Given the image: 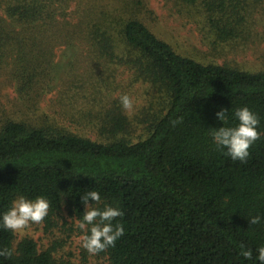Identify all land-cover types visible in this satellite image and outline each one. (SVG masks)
Masks as SVG:
<instances>
[{
  "label": "trees",
  "instance_id": "obj_1",
  "mask_svg": "<svg viewBox=\"0 0 264 264\" xmlns=\"http://www.w3.org/2000/svg\"><path fill=\"white\" fill-rule=\"evenodd\" d=\"M66 1L1 0L6 17H0V61L13 53L8 75L17 82L19 98L54 88V50L68 45L88 48L98 66L108 61L127 66L134 81L148 85L150 99L134 119L116 102L106 106L98 87L95 104L70 100L81 116L97 113L91 124L98 139L49 116L38 123L0 117V212L21 195L43 196L50 205L48 222L63 213L80 220V197L95 190L102 198L98 207L116 206L124 213L114 220L123 224L124 235L96 254L105 264H259L264 222L249 225L247 217L264 216V71L179 53L132 4L115 17L103 12L99 21L86 12L80 27L58 29L56 11ZM179 2L203 17L211 35L222 41L246 33L247 0ZM79 80L68 79L62 93L74 96ZM242 106L258 115L261 133L246 163L217 149L210 134L222 126L216 116L221 108L231 114ZM70 108L64 111L72 117ZM241 243L252 249L251 260L240 255ZM0 248L13 249L0 264H57L54 247L41 250L30 237L17 241L9 230L0 229Z\"/></svg>",
  "mask_w": 264,
  "mask_h": 264
},
{
  "label": "rangeland",
  "instance_id": "obj_2",
  "mask_svg": "<svg viewBox=\"0 0 264 264\" xmlns=\"http://www.w3.org/2000/svg\"><path fill=\"white\" fill-rule=\"evenodd\" d=\"M138 1L67 0L66 5L56 11L55 27L61 29L59 27L63 24L68 25L69 28L80 27L79 23L83 16L86 12L87 16L90 15V11L95 13L94 18L97 20V16L100 17L103 12L108 11L115 17L123 12L126 13L124 10L130 8L127 4H132L136 12L140 10L139 17L143 22L179 53L204 63L232 65L252 72L264 71V0H247L250 16L244 25L247 29L246 33L227 41L212 36L203 17L190 12L188 5L180 3L179 0H141L142 5L136 6ZM0 3H2L0 17H6L4 11L6 3L1 0ZM87 28L82 29L87 30ZM83 30L79 32L85 33ZM81 50L86 51L68 45L56 47L52 62V67L55 66L53 75L57 77L56 87L54 86L50 92L30 95L25 99L19 98L17 82L8 75L14 67L13 53L1 60L0 117L3 118L2 120L30 118L38 123L45 116H49L53 122L57 121L73 131L98 139L99 132L94 130L91 124L97 121V113L84 117L68 105L70 100L76 101V99L93 100L95 104L97 101L92 94L95 87H98L99 92H104L103 101L106 106H113L114 102L120 106L121 95L126 94L132 98L133 109L130 111L123 109V111L129 118L134 119L150 99L148 85L142 81H134V75L127 66L111 61L98 66L95 55L90 53L88 48ZM78 76L80 86L76 85V94L73 96L62 93L64 86H69L67 80ZM65 108H70L74 115L66 116ZM49 218L48 211L41 223L29 224L26 229L15 233L17 241L30 237L37 242L41 250L54 247L57 264H105L104 258L91 255L81 247L85 233L76 227L79 220L71 218L67 213L52 216V223L48 222Z\"/></svg>",
  "mask_w": 264,
  "mask_h": 264
},
{
  "label": "clouds",
  "instance_id": "obj_3",
  "mask_svg": "<svg viewBox=\"0 0 264 264\" xmlns=\"http://www.w3.org/2000/svg\"><path fill=\"white\" fill-rule=\"evenodd\" d=\"M121 107L130 111L133 109V100L128 95L119 97ZM216 116L222 122V126L214 127L211 131L212 141L215 147L232 161L246 163L250 155V147L260 138L258 115L247 106L236 108L231 114L229 109L221 108ZM234 121V123H230ZM173 125L178 121H173ZM84 205L82 218L76 227L85 233L81 240V247L89 254L96 255L109 247H115L116 241L125 232L123 224L115 222L117 217L124 215L123 211L116 206L104 205L98 207L101 202V194L95 190L84 192L81 197ZM49 201L43 196L28 199L21 195L13 200L10 207L0 212V229L9 230L13 233L21 232L29 224H39L47 216ZM249 225H257L264 222V216L255 215L247 217ZM240 255L246 259L253 258V251L243 243L240 244ZM255 257L259 264H264V246L256 249ZM13 249L0 248V257L10 258Z\"/></svg>",
  "mask_w": 264,
  "mask_h": 264
}]
</instances>
